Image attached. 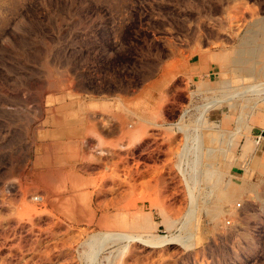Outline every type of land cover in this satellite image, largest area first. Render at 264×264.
Listing matches in <instances>:
<instances>
[{
  "label": "rangeland",
  "instance_id": "obj_1",
  "mask_svg": "<svg viewBox=\"0 0 264 264\" xmlns=\"http://www.w3.org/2000/svg\"><path fill=\"white\" fill-rule=\"evenodd\" d=\"M257 112L264 0H0V264H264V155L221 123Z\"/></svg>",
  "mask_w": 264,
  "mask_h": 264
},
{
  "label": "crops",
  "instance_id": "obj_2",
  "mask_svg": "<svg viewBox=\"0 0 264 264\" xmlns=\"http://www.w3.org/2000/svg\"><path fill=\"white\" fill-rule=\"evenodd\" d=\"M190 63V65H189ZM188 63L189 67L187 68V73L192 76L194 75H200V76H207L214 71L210 67V63L205 62L200 55L196 58L192 57V60ZM190 69V70H189ZM86 105L87 110L81 111L83 113L84 117L92 118L91 114L93 113V108H98L103 106V102L100 100H87L83 103V105ZM84 105V106H85ZM65 110H58L54 109L57 108V106H52L53 110L49 113V119L54 121V123H51L52 125H48V127L44 128V133L42 136L39 137L38 141V158L39 161L45 156L48 155L49 160V168L47 170H52L51 167V159L54 153V150H66L70 147L71 144H74L73 141L70 143V140L66 138V133L68 132L69 128L72 125L68 124V121L70 120L69 115V109L67 107V104L65 105ZM73 108H77L74 105ZM96 110V109H95ZM73 121V120H72ZM238 117L226 115L224 118H222L221 123L232 130L233 134L240 139V149H239V155L244 156H250L252 155L251 152H254L253 154L258 157H261L264 155V147H263V141L261 138V134H257V131H262V124L264 122L263 117L257 112L252 115H248L246 117L245 122L241 125H238ZM233 135V136H234ZM260 135V139H259ZM258 137V138H256ZM45 152V154H42ZM47 153V154H46ZM36 156V157H37ZM261 159L260 161H262ZM40 170L41 167H40Z\"/></svg>",
  "mask_w": 264,
  "mask_h": 264
},
{
  "label": "bare ground",
  "instance_id": "obj_3",
  "mask_svg": "<svg viewBox=\"0 0 264 264\" xmlns=\"http://www.w3.org/2000/svg\"><path fill=\"white\" fill-rule=\"evenodd\" d=\"M251 42V41H250ZM244 48V47H243ZM243 52H245V53H247L248 55H250V56H252V58L254 57V56H257V55H261L262 54V52H263V49H262V47H261V49H259L258 47H253L252 45H250L249 43L246 45V48H244V49H242V50H239V52L237 53V55L235 56V58H234V61L236 62V63H239V64H245V62L247 61V59H243V57L240 55L241 53H243ZM251 58V59H252ZM247 75H253L254 74V72H255V69H253V68H243L242 69ZM262 84V83H261ZM110 233V232H109ZM111 233H113V232H111ZM119 233V232H118ZM117 233V234H118ZM120 233H123L124 234V232H120ZM119 233V234H120ZM107 234V233H106ZM115 234H116V232H115ZM125 234H127V233H125ZM124 234V235H125ZM107 235H109V234H107ZM128 235V234H127ZM103 237L105 238V236H104V233H103ZM111 237V236H110ZM131 237V236H130ZM107 238V237H106ZM116 239V238H115ZM118 239V238H117Z\"/></svg>",
  "mask_w": 264,
  "mask_h": 264
},
{
  "label": "built area",
  "instance_id": "obj_4",
  "mask_svg": "<svg viewBox=\"0 0 264 264\" xmlns=\"http://www.w3.org/2000/svg\"><path fill=\"white\" fill-rule=\"evenodd\" d=\"M32 198L35 200V201H40L42 199V196L40 194H34L32 196ZM239 204V203H238Z\"/></svg>",
  "mask_w": 264,
  "mask_h": 264
}]
</instances>
